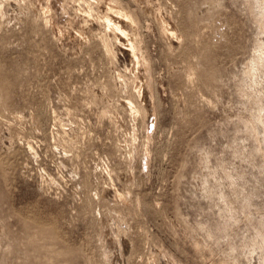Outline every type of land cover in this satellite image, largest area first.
Returning <instances> with one entry per match:
<instances>
[{
  "label": "rangeland",
  "instance_id": "rangeland-1",
  "mask_svg": "<svg viewBox=\"0 0 264 264\" xmlns=\"http://www.w3.org/2000/svg\"><path fill=\"white\" fill-rule=\"evenodd\" d=\"M0 264H264V0H0Z\"/></svg>",
  "mask_w": 264,
  "mask_h": 264
},
{
  "label": "bare ground",
  "instance_id": "bare-ground-1",
  "mask_svg": "<svg viewBox=\"0 0 264 264\" xmlns=\"http://www.w3.org/2000/svg\"><path fill=\"white\" fill-rule=\"evenodd\" d=\"M99 2V1H98ZM148 2V1H147ZM151 2V1H150ZM113 3V2H112ZM120 6V5H119ZM150 6V5H149ZM92 7V6H91ZM108 10V9H107ZM89 11V10H88ZM101 11V10H100ZM106 12V11H105ZM125 13V15L126 16H131L130 14H129V12L128 11H125L124 12ZM102 17V16H101ZM116 17H113V15H111L110 13H108V12H106L105 14H104V16H103V20H100L99 19V21H100V23L99 24H101V25H104V26H106V28H107V26L108 27H111L112 28V30L114 31V33H115V35L116 36H122V34L123 33H127V25H126V20H124V19H120L119 17V19L117 20V19H115ZM162 24H164V21L162 22ZM163 30H164V32L163 33H166L171 39H172V41H174V38H173V33H174V31H173V29L172 28H168L167 26H164L163 27ZM121 32V33H120ZM176 33V32H175ZM62 37V36H61ZM127 38V37H126ZM73 41H76V39L75 38H73ZM133 44V43H132ZM106 45H108L109 46V49L111 50V51H113V42L110 40V39H108L107 40V44ZM131 47L132 48H134V46L133 45H131ZM108 48V47H107ZM132 48H125L124 49V51L126 52V54L129 56V57H132L133 56V54H134V49H132Z\"/></svg>",
  "mask_w": 264,
  "mask_h": 264
}]
</instances>
